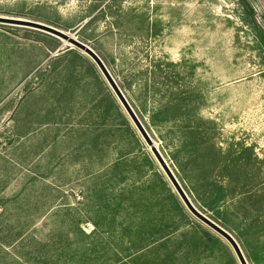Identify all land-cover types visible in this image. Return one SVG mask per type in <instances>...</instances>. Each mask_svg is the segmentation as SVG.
<instances>
[{
	"label": "rangeland",
	"instance_id": "374dc122",
	"mask_svg": "<svg viewBox=\"0 0 264 264\" xmlns=\"http://www.w3.org/2000/svg\"><path fill=\"white\" fill-rule=\"evenodd\" d=\"M264 264L258 0H0V264Z\"/></svg>",
	"mask_w": 264,
	"mask_h": 264
},
{
	"label": "water",
	"instance_id": "95a60500",
	"mask_svg": "<svg viewBox=\"0 0 264 264\" xmlns=\"http://www.w3.org/2000/svg\"><path fill=\"white\" fill-rule=\"evenodd\" d=\"M27 22L34 23V24H39V23H36V22H31V21H27ZM39 25H42V26L46 27L47 29L51 30V32L54 33L60 39L66 40L68 42L67 45L77 47L78 49H80L81 51L86 53L94 61V63L97 65V67L99 68L100 72L104 76L105 80L109 84L110 88L115 93V95L118 98L120 104L122 105V107L124 108L126 113L128 114L129 118L131 119V121L133 122V124L135 125V127L137 128L139 133L141 134V136L147 142L148 146L151 148V150L154 153L157 161L159 162V164L162 167L164 173L166 174L167 178L169 179V181L173 185L174 189L178 193L180 199L182 200V202L184 203L186 208L196 218H198L200 221L205 223L207 226H209L211 229L216 231L218 234H220L223 238H225L227 240V242L232 247V249H233V251H234V253H235V255H236V257H237V259H238L240 264H248L246 259H245V257H244V255H243V253H242V251H241V249H240V247H239V245H238V243L233 238V236L229 232H227L224 228H222L220 225H218L213 220H211L209 217H207L202 212H200L192 204V202L190 201L189 197L187 196V194L183 190L182 186L178 182L177 178L175 177L174 173L172 172V170L168 166V163L166 162V160L164 159L162 154L159 152L158 148L153 146L152 139L150 138V136L147 133L146 129L142 125L140 119L138 118V116L136 115L134 110L132 109L131 105L127 101L126 97L122 93L121 89L117 85L116 81L114 80V78L112 77V75L110 74V72L108 71L107 67L105 66L103 61L100 59V57L94 52V50L91 47H89L87 44H85L82 41L78 40L77 38H73L72 36H70L69 33H66V32H64L62 30L57 29V28L46 26V25H43V24H39Z\"/></svg>",
	"mask_w": 264,
	"mask_h": 264
},
{
	"label": "bare ground",
	"instance_id": "6f19581e",
	"mask_svg": "<svg viewBox=\"0 0 264 264\" xmlns=\"http://www.w3.org/2000/svg\"><path fill=\"white\" fill-rule=\"evenodd\" d=\"M69 35L72 36L73 38H76V36L74 34H72V33H69ZM62 42L64 44H66V45L68 44V42L66 40H62ZM153 146H155L157 148V143L156 142H153Z\"/></svg>",
	"mask_w": 264,
	"mask_h": 264
},
{
	"label": "crops",
	"instance_id": "0c3cea01",
	"mask_svg": "<svg viewBox=\"0 0 264 264\" xmlns=\"http://www.w3.org/2000/svg\"><path fill=\"white\" fill-rule=\"evenodd\" d=\"M264 7V0H258Z\"/></svg>",
	"mask_w": 264,
	"mask_h": 264
}]
</instances>
